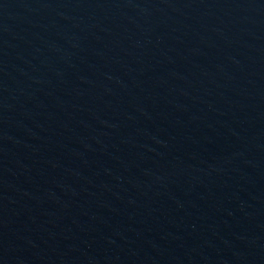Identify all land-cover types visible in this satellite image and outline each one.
<instances>
[{
	"label": "water",
	"instance_id": "95a60500",
	"mask_svg": "<svg viewBox=\"0 0 264 264\" xmlns=\"http://www.w3.org/2000/svg\"><path fill=\"white\" fill-rule=\"evenodd\" d=\"M0 264H264V0H0Z\"/></svg>",
	"mask_w": 264,
	"mask_h": 264
}]
</instances>
